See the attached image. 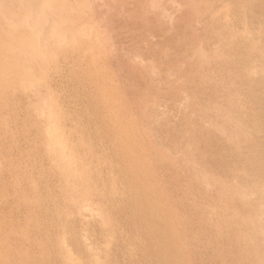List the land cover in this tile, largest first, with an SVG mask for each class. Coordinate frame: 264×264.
Returning <instances> with one entry per match:
<instances>
[{
    "label": "rangeland",
    "instance_id": "obj_1",
    "mask_svg": "<svg viewBox=\"0 0 264 264\" xmlns=\"http://www.w3.org/2000/svg\"><path fill=\"white\" fill-rule=\"evenodd\" d=\"M263 1L0 0V41L16 34L42 43L7 78L13 87L0 88V252L39 264H142L138 226L163 264H257L245 248L261 240L262 198L237 182L231 153L257 123L245 73L264 65ZM232 37L239 46L231 50ZM83 86L118 124L148 225L120 217L112 193L121 186L101 173V151L94 147L87 171L79 165L88 138H61L69 158L76 154L75 174L53 148L54 123L69 132L87 104ZM254 131L253 146L263 141ZM18 170L31 174L33 218L24 224L15 215ZM19 235L34 244L21 246Z\"/></svg>",
    "mask_w": 264,
    "mask_h": 264
},
{
    "label": "bare ground",
    "instance_id": "obj_2",
    "mask_svg": "<svg viewBox=\"0 0 264 264\" xmlns=\"http://www.w3.org/2000/svg\"><path fill=\"white\" fill-rule=\"evenodd\" d=\"M261 6L264 9V1L261 3ZM60 9H62V7ZM227 13L229 14L230 12L227 11ZM58 25L59 22L56 23L54 27L55 30L57 29L56 27ZM61 34L60 32L58 34V36H60L58 39L60 40L63 37ZM41 36L42 35H40V37ZM64 38H68V36L66 37L64 36ZM26 40L20 38L16 34H12L9 36L8 42L6 40L0 41V88L1 89L7 84H10L11 86V83L8 82L7 78L9 76H15V71L16 68H18L19 64H22V62L29 64L30 60L28 58L31 59V57L39 55V47L40 45H42V43L40 42L39 44H37V48H35L33 43L28 38ZM59 42L63 44V41H59ZM229 42L230 44H228V46L231 50L239 46L238 39L232 37L230 38ZM68 43L69 42H67V45L70 44L73 45L72 41L70 42V44ZM16 46L19 47L22 52H20V50L17 49ZM261 56L264 61V50L262 51ZM33 62H35V60ZM12 73L13 75H10ZM245 76H246L245 80L248 83L250 89H254L255 95L257 96V102H258V111L256 114L257 123H254L255 124L254 129H248V130L244 129V131H247L248 133V135L241 136L244 138L243 142L245 144L243 145V147L240 146L235 147V149L231 153V163H232V168H234L233 170L237 171V178H236L237 182H239V184L242 185L243 184H247L248 186L252 185L253 188H256L258 190L262 198L259 208L260 210L257 215L259 221H261L262 223H260L261 225L256 226L257 229L255 230L257 234L261 235V240L256 241L254 240V238L250 239L249 243H247L246 245L245 251H246V255H250L251 257L254 258L259 257V259H256L257 264H264V65L258 63L251 65L250 69L245 73ZM3 79H6L7 81L5 80L4 83ZM27 83L30 84L31 82L28 81ZM12 87L13 85L11 86V88ZM24 88L28 89V86ZM82 90L84 92V97L86 98L85 100L87 104L80 109L79 116L77 117L78 119L76 120L74 125H72V129L69 132H67L66 130V133L65 132L63 133L61 131V128L59 130L60 123L56 121L54 123L55 130L49 132L50 138H54L52 140V144L54 145L53 148L56 149V151H59L58 155H61L62 157H64V159L67 158L68 162L69 160L71 161L70 162V165H72L71 170L74 174L78 169H80L81 165L82 166L85 165L83 170L87 171L88 165L90 164L91 160H93L92 155L94 154L95 148L96 150L101 151L102 158L104 159L103 163L99 162L101 173L105 178H109L115 184L118 183V185L121 186L119 187L118 191H114L112 193V195H114L116 198L118 197L115 206L117 208V212L120 214V217L122 218L125 224L138 222L148 225L149 221L147 220V215L144 212V209L142 208L141 205H136L138 204L137 202L136 204H134V200L136 198V192L134 186L132 185V182L130 181V179L133 177V171L126 163H124L123 159L120 157L121 154H119L122 150L120 149L121 148L120 145H118L117 143V141L119 140L118 138H120L119 137L120 135H117L118 132L116 131L118 129V124L116 125V122L110 117L108 113L106 114L104 111L101 110L99 104H97L95 101H92L89 98V90L87 86H83ZM234 129L236 130L237 134L238 131L241 133L243 132V128L240 124H234ZM259 129H261V132H263L262 136H259V138H263V141L261 143L257 142V145L253 146L250 138L257 137L256 132L254 130H259ZM61 138H88V141L90 142L89 149L91 153L90 152L84 153V157H85L84 164L79 163L80 166L77 164V157H75L76 156L75 152L73 153L70 152V154H73V156L69 158V155L67 154V146L64 145V141H62ZM113 151H115L116 153L115 154L116 163L110 160V158L112 159ZM226 156L228 155L226 154ZM23 171H27V169ZM18 172H20V174L22 173L21 174L22 176H20ZM18 172H16V174H18L19 176L18 175L14 176V177H18L15 179L17 181L13 179L15 181L14 183L17 184L16 188L20 187V189L18 190L17 188L16 191L17 197L19 198L18 200H16V202L18 201L19 203L18 202L16 203L15 215H18L17 216L18 221L21 224H24L27 219L32 221L33 218V212L31 207L32 208L34 207L32 206L33 204L32 202H30V199L28 197L29 189H30L28 188V186L30 185L29 187H31V180H30L31 174L29 175V172L25 173V172H21L20 170H18ZM78 175L75 177L73 175L72 179H76ZM10 183L12 182H10V180L8 179L2 181V185L6 187H10L11 185ZM73 187L75 188L76 185L74 184ZM235 189L236 191H242L236 187ZM50 217L54 218L53 215H50ZM15 227L16 226H14V229ZM51 228H52V224L48 225L47 231L49 232ZM27 230L29 229L27 228ZM141 230L144 231L146 236L149 238V240L153 242V237L151 236L150 230L145 228V226L144 229ZM18 232L20 234V231ZM40 234L41 231L40 232L38 231V236H40ZM23 235L25 234L22 233V236ZM9 237H10V233L8 234V238ZM131 237L132 234H130V239ZM18 239L21 246L34 244L32 241L33 235L29 237V241L28 239L23 238L20 235L18 236ZM132 239L139 245V248L136 247L137 248L136 251L137 253L140 252L138 256H140L141 261H143L142 264H163L161 257L157 254V252L155 253L151 251V245H147V243H145L143 239L140 238L138 234V226L137 228L134 227V234ZM42 244L44 245V242ZM252 263H254V260L252 261ZM0 264H39V263L34 257L10 260V257L8 259V257H6L4 254L0 252Z\"/></svg>",
    "mask_w": 264,
    "mask_h": 264
}]
</instances>
